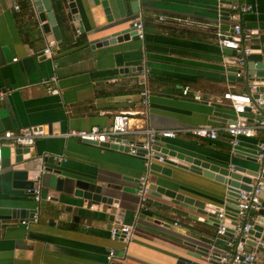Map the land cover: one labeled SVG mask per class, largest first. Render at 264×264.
<instances>
[{"label":"crops","instance_id":"obj_1","mask_svg":"<svg viewBox=\"0 0 264 264\" xmlns=\"http://www.w3.org/2000/svg\"><path fill=\"white\" fill-rule=\"evenodd\" d=\"M51 2L60 43L43 32L31 0H0V137L8 131L42 127L47 136L37 139L31 148L48 157L46 166L52 171H61L64 189L76 180L101 183L110 187L104 192L113 204L83 202L81 208L73 206L71 213H65L59 208L67 205L49 200L54 194L39 183L42 198L36 224L25 228L20 218L0 220V264H177L181 257L189 259L187 253L193 248L225 251L217 224L199 221L200 216L193 220L151 205L148 212L166 226L139 219L137 195L139 180L146 175L149 185L163 184L223 212L228 201L224 185L170 166L169 177L162 176L148 169L142 157L64 135L108 127L118 113L131 117L132 129L222 128L231 123L235 114L223 95L248 94L244 72L236 75V55L218 44V35L229 32L231 26V1L138 0L140 12L133 19L143 24L144 39L134 37L93 49L90 40L118 28H95L87 8L84 14L78 12L80 33L67 0ZM240 3L251 6L250 12L241 15V25L253 31L245 44L251 50L247 59L264 61V0ZM129 11L127 6L128 15ZM46 48L51 54L44 56ZM52 77L55 84L49 82ZM52 87L58 89L57 95L48 92ZM185 87L190 92L183 96ZM144 89L148 91L146 106L140 95ZM195 95L200 100H194ZM249 108L242 116L246 122L263 118ZM135 138L144 139L126 137ZM257 143L264 144V130L241 140V148L251 152ZM158 144L210 155L221 163L231 155L229 135L222 131L214 141L179 136ZM233 163L253 166L240 159ZM23 173L10 170L0 174V208L22 211V219L31 220L37 204L27 192L29 180ZM58 177L52 175L53 180ZM260 200L264 202V190ZM117 211L122 213V222L116 221ZM114 224L133 227L127 245L110 239ZM255 241L257 247L244 244V248L257 254L258 264H264V237ZM110 251L114 257L109 262Z\"/></svg>","mask_w":264,"mask_h":264},{"label":"water","instance_id":"obj_2","mask_svg":"<svg viewBox=\"0 0 264 264\" xmlns=\"http://www.w3.org/2000/svg\"><path fill=\"white\" fill-rule=\"evenodd\" d=\"M31 1L37 9L38 20L42 23L43 32L46 34L51 33L54 41L60 43L61 35L52 10V0ZM67 2L68 7L71 9V14H73L77 20L75 25L80 33H83V28L78 17V12L84 14L87 8L93 17L95 28L99 29L103 27L105 28L104 30L118 28L109 34H104L99 38L90 40L89 45L91 49H93L94 46L113 45L136 37L134 27L136 21H134L135 19H133V17L140 12L138 0H67ZM77 5L80 9L77 8ZM127 6H129L130 9V15L127 13ZM231 31L232 29L230 26L229 32ZM229 51H231L233 55H236L234 50ZM243 72L247 82V95L251 101L250 106L264 118V61L255 62L249 61L246 58ZM251 86L254 87L253 90L249 89ZM248 111H250L249 106L245 109V113ZM243 115H241V117ZM242 120L245 119L242 118ZM229 138L231 155L229 160L224 162L225 164L216 161L210 155L190 153L183 149L155 144L151 147L155 152L154 159L147 168L149 169L150 167L151 171L169 177V166L176 167L224 185L228 201L224 205L223 220L224 222L228 221L230 226L226 227L224 240H220L219 243L226 246L227 242L236 235L237 241L252 247H257L255 240L261 239L262 236L264 237V202L260 200L258 209H249L244 213L243 217L238 216L237 206L238 199L242 192H250L257 187L259 182H264V158H258L259 147L262 143H257L255 148L251 152H248L241 148V140L251 138L237 137L235 140L230 136ZM83 143L109 146L111 149H118L128 153L127 147L115 144H97L95 142ZM0 149V174L10 170L26 172V174H23L26 175L27 180H29V188L27 189L39 187V183L44 184L48 192L50 191V194H54L55 196L48 197L49 200L54 203L67 205L64 209L59 208V210L65 213H71L73 206L81 208L83 202L103 204L108 207H111L113 204V199L104 192L105 188L109 189L110 187L101 183L76 180L73 182L72 187L68 190L64 189V180L60 177L61 171H52L46 166L48 157L40 156L31 147H21L14 145L12 142H6L0 143ZM145 154V151L138 150L135 156L143 158ZM158 158H162V162H158ZM233 159L246 161L253 166L243 167L240 164H234ZM50 171H52V173ZM52 175H58L59 177L53 180ZM40 198H42L41 191ZM71 202L74 203L72 204ZM151 205L178 215L190 216L193 220H196L197 217L200 216V219H198L199 221L214 222L217 224V227L220 222L218 218L219 211L209 209L204 202L187 197L163 184H148V193L145 198V210L140 211L138 218L154 224L166 226L159 220L154 219L153 214L148 212V206ZM189 212H192V215H189ZM30 214L31 217L34 214V209ZM121 214V211H117V222H122V219H120ZM22 217V211L0 208V220L20 218L21 221ZM203 217L206 219L204 220ZM77 218L78 217H74V220L77 221ZM246 225H248V229L245 231ZM122 238L123 237H121L120 240H122ZM193 249L192 253H187L189 259L181 257L177 264H218L219 258L223 253H211L208 249L201 247Z\"/></svg>","mask_w":264,"mask_h":264},{"label":"built area","instance_id":"obj_3","mask_svg":"<svg viewBox=\"0 0 264 264\" xmlns=\"http://www.w3.org/2000/svg\"><path fill=\"white\" fill-rule=\"evenodd\" d=\"M230 15L229 20L231 22V32L221 33L218 35V44L222 48L229 50H234L236 53V60L239 71L237 72V77L243 75L244 66L246 63V58L250 54L251 50L245 47V44L250 42L253 37V31L250 28H244L240 23V15L248 13L251 11V6L246 4H241L240 0H230ZM18 10V6L14 7ZM164 20L163 17L159 18ZM175 21H180L177 19H172ZM136 37L139 40L144 39L143 24L141 21L134 23ZM51 54V49L46 48L42 55L47 56ZM15 61V59H14ZM50 83L55 84L56 78L52 77L49 80ZM253 90L254 87H250ZM52 95H57L59 93L58 89L52 87L48 91ZM190 92L188 87L182 90V95L186 96ZM142 105L146 106L148 101V91L144 89L141 92ZM224 99L229 101L231 109L235 114V119L227 124L225 127L218 128L212 126H197L188 128H178L173 130H162V129H132L130 126L131 117L127 113H118L112 117L111 124L108 127H91L88 131H70L65 134L66 137H74L81 142H95L97 144H115L122 147L128 148V153L131 155H136L138 150L145 151L146 154L143 156L145 160V165L148 167L151 161L154 159L155 152L151 147L158 144L161 140H173L179 136H190L201 139H208L214 141L218 137L220 131L226 133L234 140L237 137L252 138L255 136L256 132L259 130H264V118L255 122L248 123L242 120L241 115L245 114V109L251 104L248 95H238L234 93H225L223 95ZM194 100H200V96H193ZM2 100V95H0V101ZM143 137L144 139H126L127 136ZM47 136L44 133L42 127L33 126L19 129L17 132H5L2 137H0V143L2 141L12 142L16 146L21 147H31L37 139ZM258 158H264V144L259 147ZM158 162H162V158L157 159ZM0 169H1V149H0ZM148 177L142 176L139 180V186L137 188V195L139 197V212L145 210V198L148 193ZM264 190V182H259L257 187L250 192H242L240 198L238 199V216L243 217L244 213L249 209L257 210L260 205V193ZM27 192L33 196V199L37 206L34 208V214L31 220L22 219L20 225L25 228L28 227L29 223L36 224L38 221V204L40 201V189L39 187L27 189ZM218 218L220 220L217 227V235L224 237L226 230V223L224 222L223 212L218 213ZM133 227L114 224L110 229V239L116 240L122 238V242L126 245L130 241V236ZM248 229V225L245 226V231ZM245 237V236H244ZM113 252L110 251L107 255V261H111ZM218 264H258L257 254L245 250L244 244L237 241L236 235L227 242L226 250L221 254Z\"/></svg>","mask_w":264,"mask_h":264}]
</instances>
